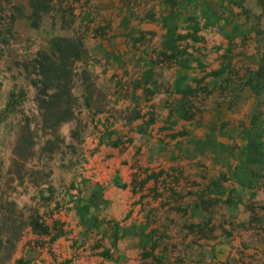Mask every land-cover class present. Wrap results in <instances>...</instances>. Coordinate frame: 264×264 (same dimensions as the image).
Instances as JSON below:
<instances>
[{
  "label": "rangeland",
  "instance_id": "374dc122",
  "mask_svg": "<svg viewBox=\"0 0 264 264\" xmlns=\"http://www.w3.org/2000/svg\"><path fill=\"white\" fill-rule=\"evenodd\" d=\"M262 2L0 0V264H264Z\"/></svg>",
  "mask_w": 264,
  "mask_h": 264
},
{
  "label": "trees",
  "instance_id": "16d2710c",
  "mask_svg": "<svg viewBox=\"0 0 264 264\" xmlns=\"http://www.w3.org/2000/svg\"><path fill=\"white\" fill-rule=\"evenodd\" d=\"M262 5L264 8V0ZM59 42L62 43L63 39H59ZM77 46L78 47L75 48V54L76 57L80 59V53H83L84 46L81 42H79ZM69 49L70 48L66 46L62 50L63 52L59 51V55L53 50L47 52L43 51L33 60V68L36 71V78L33 81V85L37 87L39 91H41V87H43L42 92L45 96L49 97V100L45 98L43 104H48V106L51 104L52 106L55 102L58 103L57 110L51 111L47 107L45 116H47V118L54 116L58 117L59 126L70 121L75 112V97L73 96V90L76 83V61L74 59L72 63L69 62L70 60L68 59H71V53L69 54L68 52ZM260 73H262L264 82V61ZM35 226L36 224L34 227ZM37 226L41 228L38 223ZM41 230L45 233L48 232V229L45 227H42Z\"/></svg>",
  "mask_w": 264,
  "mask_h": 264
},
{
  "label": "crops",
  "instance_id": "0c3cea01",
  "mask_svg": "<svg viewBox=\"0 0 264 264\" xmlns=\"http://www.w3.org/2000/svg\"><path fill=\"white\" fill-rule=\"evenodd\" d=\"M43 251V254H42ZM57 251V255L59 257V250ZM48 251H44V250H39V249H34V248H29L26 252V256L29 259H32L31 264H50L49 261H45L50 260V255H48ZM55 264V263H54Z\"/></svg>",
  "mask_w": 264,
  "mask_h": 264
}]
</instances>
